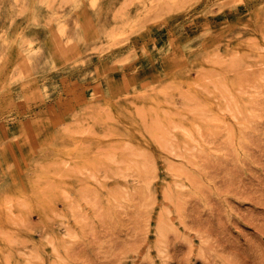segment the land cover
<instances>
[{"label": "rangeland", "instance_id": "1", "mask_svg": "<svg viewBox=\"0 0 264 264\" xmlns=\"http://www.w3.org/2000/svg\"><path fill=\"white\" fill-rule=\"evenodd\" d=\"M0 264H264V0H0Z\"/></svg>", "mask_w": 264, "mask_h": 264}, {"label": "bare ground", "instance_id": "2", "mask_svg": "<svg viewBox=\"0 0 264 264\" xmlns=\"http://www.w3.org/2000/svg\"><path fill=\"white\" fill-rule=\"evenodd\" d=\"M66 1H67V0H61L62 3H66ZM97 1H98V0H92V2H93L94 4H97ZM58 33H59V35L64 34V33H65L64 28L60 27V28L58 29ZM31 50H34V48H32ZM28 60H29V58H28ZM27 62H28V65L32 64L31 61H27ZM36 64H37V63H36ZM164 232H165V227H164V226H162V228L160 227V233L163 234Z\"/></svg>", "mask_w": 264, "mask_h": 264}]
</instances>
